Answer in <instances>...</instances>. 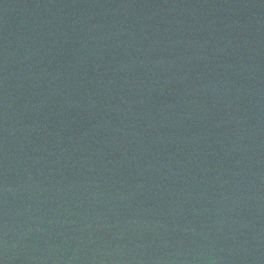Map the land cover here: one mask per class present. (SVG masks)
<instances>
[{"label":"water","instance_id":"water-1","mask_svg":"<svg viewBox=\"0 0 264 264\" xmlns=\"http://www.w3.org/2000/svg\"><path fill=\"white\" fill-rule=\"evenodd\" d=\"M0 264H264V0H0Z\"/></svg>","mask_w":264,"mask_h":264}]
</instances>
